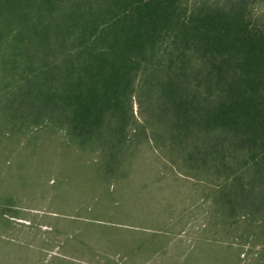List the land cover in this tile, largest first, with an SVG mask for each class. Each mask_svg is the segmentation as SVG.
I'll list each match as a JSON object with an SVG mask.
<instances>
[{"label": "trees", "instance_id": "obj_1", "mask_svg": "<svg viewBox=\"0 0 264 264\" xmlns=\"http://www.w3.org/2000/svg\"><path fill=\"white\" fill-rule=\"evenodd\" d=\"M255 1L0 0L4 131L62 132L64 154L98 158L103 177L127 171L140 143L172 171L221 181L213 215L247 219L260 246L248 264H264V14L254 17Z\"/></svg>", "mask_w": 264, "mask_h": 264}, {"label": "rangeland", "instance_id": "obj_2", "mask_svg": "<svg viewBox=\"0 0 264 264\" xmlns=\"http://www.w3.org/2000/svg\"><path fill=\"white\" fill-rule=\"evenodd\" d=\"M1 116L0 264H248L259 251L247 219L213 215L221 181L172 171L140 143L127 171L103 177L98 158L64 154V133L5 132Z\"/></svg>", "mask_w": 264, "mask_h": 264}]
</instances>
